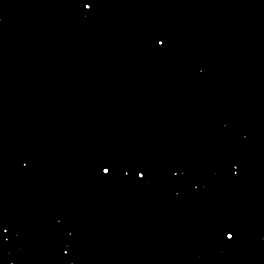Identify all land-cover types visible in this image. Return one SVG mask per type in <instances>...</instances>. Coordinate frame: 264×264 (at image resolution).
Listing matches in <instances>:
<instances>
[{
	"label": "water",
	"instance_id": "water-1",
	"mask_svg": "<svg viewBox=\"0 0 264 264\" xmlns=\"http://www.w3.org/2000/svg\"><path fill=\"white\" fill-rule=\"evenodd\" d=\"M259 105L264 0H0V264L124 154Z\"/></svg>",
	"mask_w": 264,
	"mask_h": 264
},
{
	"label": "snow or ice",
	"instance_id": "snow-or-ice-1",
	"mask_svg": "<svg viewBox=\"0 0 264 264\" xmlns=\"http://www.w3.org/2000/svg\"><path fill=\"white\" fill-rule=\"evenodd\" d=\"M161 43H162V41H161ZM103 171H104L105 173H108V172H109V168H108V167H104ZM229 238H230V237H229ZM230 239H231V238H230Z\"/></svg>",
	"mask_w": 264,
	"mask_h": 264
}]
</instances>
